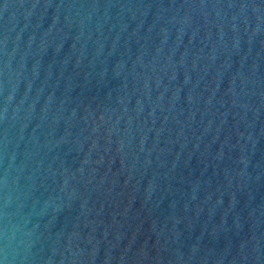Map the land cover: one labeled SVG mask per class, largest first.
<instances>
[{
	"label": "water",
	"instance_id": "obj_1",
	"mask_svg": "<svg viewBox=\"0 0 264 264\" xmlns=\"http://www.w3.org/2000/svg\"><path fill=\"white\" fill-rule=\"evenodd\" d=\"M0 264H264V0H0Z\"/></svg>",
	"mask_w": 264,
	"mask_h": 264
}]
</instances>
